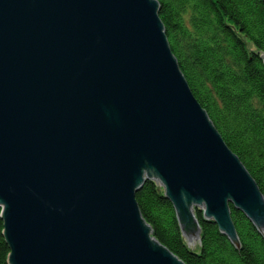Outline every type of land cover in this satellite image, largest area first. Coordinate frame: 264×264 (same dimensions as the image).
<instances>
[{
	"label": "water",
	"instance_id": "water-1",
	"mask_svg": "<svg viewBox=\"0 0 264 264\" xmlns=\"http://www.w3.org/2000/svg\"><path fill=\"white\" fill-rule=\"evenodd\" d=\"M158 0H0V207L9 264H186L136 195L165 190L197 248L196 208L240 247L264 194L200 104Z\"/></svg>",
	"mask_w": 264,
	"mask_h": 264
},
{
	"label": "trees",
	"instance_id": "trees-1",
	"mask_svg": "<svg viewBox=\"0 0 264 264\" xmlns=\"http://www.w3.org/2000/svg\"><path fill=\"white\" fill-rule=\"evenodd\" d=\"M171 48L200 104L264 194V0H158ZM157 239L186 264H264V234L234 205L240 247L196 208L197 248L155 181L136 195ZM0 207V264H9Z\"/></svg>",
	"mask_w": 264,
	"mask_h": 264
}]
</instances>
